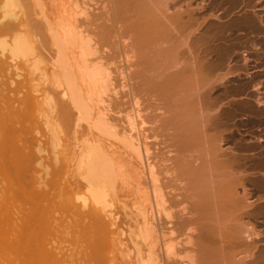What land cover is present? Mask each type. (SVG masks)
Returning <instances> with one entry per match:
<instances>
[{"label":"bare ground","instance_id":"1","mask_svg":"<svg viewBox=\"0 0 264 264\" xmlns=\"http://www.w3.org/2000/svg\"><path fill=\"white\" fill-rule=\"evenodd\" d=\"M181 1L108 0V7H103L108 10L92 16L90 7L80 0H0V264H170L174 259L194 264L197 258L200 264H264L257 230L264 201L258 205L252 196L250 202L244 188L248 179L242 172L246 165L235 156L241 151L236 154L233 147L224 148L238 115L232 98L229 102L233 95L230 81L237 75L231 66L238 50L234 33L241 27L236 29L231 17L237 3L216 0L214 39L203 36L204 44L207 38L215 43H208L211 47L204 52V56L213 55L212 60L201 56L205 45L201 40L193 42L197 36L190 39V33L185 34L192 11L203 7L198 5L200 8L189 12L187 4L188 11L182 10ZM171 2L179 5L175 11ZM129 16L134 17L125 29L132 44L130 53L126 49L130 44L125 45L127 39L119 33L120 23ZM134 58L136 71L126 73L128 66L119 76L128 82L136 79V89L127 81L121 86L114 82L121 89L129 88L133 105L132 114H126L129 130H118L109 117L115 102L109 93L113 98L119 95L112 67L118 59L133 64ZM153 97L168 103L161 102L168 109L161 112L162 120L157 118L160 130L170 143L179 140L187 148L180 149L187 156H180L182 176L177 172L181 154L172 150L171 161L178 170L166 172L187 182L185 197L192 200L190 208L196 211L194 224L199 229L195 256L184 246L178 249L181 243L193 244L182 232L193 218L188 222V218H179V225L174 221L177 231L171 226L165 232L158 225L163 217L170 222L175 219L176 206L174 201L168 202L165 182L163 186L146 143L149 133L146 135L145 127L152 128L157 115H152L151 123L147 119L150 113L147 118L142 113L153 107ZM257 104L263 106L264 102L259 98ZM79 129L84 130L80 139H68V134H77ZM112 140L129 150L137 165L147 171L149 187L135 189L143 198L132 201V225L126 219L128 225H122L115 209L117 202L122 203L116 199L117 192L131 178L134 167ZM181 235L185 236L182 241Z\"/></svg>","mask_w":264,"mask_h":264},{"label":"rangeland","instance_id":"2","mask_svg":"<svg viewBox=\"0 0 264 264\" xmlns=\"http://www.w3.org/2000/svg\"><path fill=\"white\" fill-rule=\"evenodd\" d=\"M89 1V0H88ZM87 0H80V3L81 2H85L86 4H87V6H89L90 8H89V11H91V12H89V14L90 15H92V13H93V15H96L97 13H103V12H106V10H108V9H103V7L104 8H107L108 7V0H95L94 2L92 1H90V2H88ZM193 1V2H192ZM203 1V2H202ZM213 1V2H212ZM235 1V0H234ZM239 1V3L237 2V0L234 2L235 4L237 3V5L239 4V6L237 7V5H234V7L232 8V11L234 12V15L232 16V14H233V12L231 13V17H232V20L235 18V20H233V23L237 26H235L236 27V29H238L239 27H240V25H241V27H243V28H239L234 34H236V35H234L235 36V38H234V42H236L235 44H236V46H238V50H236V52H235V55H233L232 56V61H231V66H232V68L234 69H232L231 68V72H232V70H233V72H234V75H236V76H233L232 78H231V81H230V90H231V88L233 89V90H231V93H233V95H231L230 97H229V102H230V100H231V98H232V100H231V102H232V106L235 108V109H237L238 110V117L236 116V119L237 120H233V127H235V128H233L232 126H230V129H231V135H232V137H231V139L228 141V143H226L227 145H228V147H227V145H226V147L224 146V148H229V149H232V147H233V151L234 152H236V154L238 153V152H242V155H239V154H241V152L240 153H238L237 155H235L236 157L238 156L239 158V160L241 159V162L243 163V166H245L246 168H244L242 165L240 166V168H244V169H246V171H244V169H242V172H245L244 173V178L246 179V181H247V179H248V181L249 180H251V182L249 181V183H248V181H247V183H245V185L244 186H246V184H247V186L249 185V187H244V188H246V189H248V193L250 194V202H251V197H252V200L255 202V203H259L260 204V202L262 203L263 201H264V187H262L263 186V183H264V105L263 106H260L259 104H257V102L259 101V98H260V101L262 100V102H264V0H248V1H246V0H238ZM241 1V2H240ZM251 1V2H250ZM170 2V1H169ZM175 2H176V0H175ZM175 2H174V4H173V2H171V4L173 5H171L173 8L175 7V9H174V11L177 9L176 7L178 6L179 7V5H175ZM183 2V0L181 1V3ZM191 5V6H188L189 4ZM217 1L216 0H195V2H194V0H190V1H188V0H184V2H183V4L181 5L182 6V10H185L186 9V11H188V8L190 9L189 10V12H191L192 10H194L195 9V11H196V6H197V8H200V7H203V8H200L201 9V11H203V12H201L200 10H197V11H199V13L196 11V13H193V11H192V14H194L195 15V17L197 16V17H200L199 19L196 17V19L197 20H195V17H194V15H193V19L191 18L190 20H189V18H188V20H189V22H191V21H193V22H191V23H189L188 21H186V27H185V34L186 33H190V39H192V37H194V36H197V37H194L193 38V42H198V41H200V44L201 45H203L204 44V42L206 41L205 39H204V37H210V38H212L213 37V39H214V33H215V29H214V27L217 25V22H218V19H217V17H215V16H217L218 15V10H217V8L215 9V7L214 6H216V3ZM95 3H96V6H95ZM98 3V4H97ZM199 3H202V4H207L206 5V7L204 8V6L205 5H201V4H199ZM209 3V4H208ZM242 3V4H241ZM185 4H187V7H185ZM213 4H215V5H213ZM241 4V5H240ZM198 5H200V7L198 6ZM172 7H170V8H172ZM232 7V6H231ZM237 7V8H236ZM172 8V9H173ZM191 8H193L192 10H191ZM206 8H208L207 10H206ZM93 9V10H92ZM172 9H170L172 12H173V10ZM212 9V10H211ZM209 10V11H208ZM94 11V12H93ZM103 11V12H102ZM170 11V12H171ZM194 11V12H195ZM215 12H217V13H215ZM96 13V14H95ZM198 13V14H197ZM209 13V14H208ZM213 13H215V14H213ZM197 14V15H196ZM200 14V15H199ZM92 15V16H93ZM210 15H212V16H210ZM82 17V16H81ZM81 17H79L78 19H79V21L81 22V20H82V18ZM215 17V18H214ZM234 17V18H233ZM204 19V21L205 22H203V20L202 19ZM249 18V19H248ZM133 19H134V17L133 16H129V17H126V19H125V22H121V23H123V24H121L120 23V27H121V29L120 30H123L122 32L119 30V33H121L122 34V37H124V39H127L126 41H125V45H129V47H126V49H128L127 51L130 53V51H131V47H132V44H131V41H130V39H129V36H128V32H126L125 31V29H126V27L128 26V25H130L131 24V22L133 21ZM185 19H187V17H185ZM238 19V20H237ZM250 19H251V22H250ZM200 20V21H199ZM201 20H202V22H201ZM239 20H240V22H239ZM244 20H246V21H244ZM194 21H198L199 23H197V22H195L194 23ZM235 21H237V22H235ZM242 21H244V22H242ZM247 21H249V22H247ZM253 21V22H252ZM188 22V23H187ZM216 22V24H214ZM247 22V23H246ZM254 22H256V23H254ZM194 23V25L196 26V28H195V26L194 25H191V24H193ZM203 25H201V24ZM204 23V24H203ZM240 23H242V24H240ZM244 23H246V24H244ZM187 24H190L189 26L191 27V28H189L188 29V25ZM198 24H199V26L201 25V27H199L198 26ZM209 24H211L210 26H209ZM237 24H239V25H237ZM247 24L249 25L248 27H247ZM250 24H252V25H250ZM256 26H255V25ZM257 24H258V26H257ZM246 25V26H245ZM212 26V27H211ZM209 27H211V28H209ZM258 27V28H257ZM194 28H195V30H194ZM198 28H199V30H198ZM246 28V29H245ZM251 28V29H250ZM253 28V29H252ZM193 29V30H192ZM210 29V30H209ZM189 30H190V32H189ZM192 30V31H191ZM246 30V31H245ZM253 30V31H252ZM205 31H206V34H205ZM207 31H208V33H207ZM249 31V32H248ZM252 31V32H251ZM125 32V33H124ZM200 33V37L198 38V36H199V33ZM212 32V33H211ZM193 33H195V35L193 34ZM197 33V34H196ZM201 33H202V35H201ZM210 33V34H209ZM191 34H193V36L191 35ZM262 34V35H261ZM124 35V36H123ZM204 36V37H203ZM212 36V37H211ZM201 37L203 38V39H201ZM198 38V39H197ZM195 39V40H194ZM237 39V40H236ZM198 40V41H197ZM202 40H204V41H202ZM211 39H208L207 38V43H205L204 45H205V47H204V45H203V47L205 48V50H204V48H202V47H200V49H201V52L200 53H203L201 56H203V57H205V59L208 57V58H212V60L214 59L213 58V55H209V53H205V55L206 56H204V52H207L206 51V48H207V50H208V48L209 47H211V46H215V43H214V41L212 40V41H210ZM209 41V42H208ZM208 43H209V45H211V46H209L208 47ZM212 43L214 44V45H212ZM248 43H251V45L250 44H248ZM253 43V44H252ZM200 44H198V45H200ZM207 44V45H206ZM127 45V46H128ZM250 45V46H249ZM246 46V47H245ZM240 47V48H239ZM107 49H105L104 48V50H102V54L103 55H106L107 53V51H108V47H106ZM105 50H107V51H105ZM204 50V51H203ZM103 51H105V52H103ZM130 55H132V54H130ZM234 57V58H233ZM245 60V61H244ZM246 60H248V61H246ZM131 62H133V64L131 65V64H126V63H124V62H121V60H117V62L115 61V65L112 67V70L114 71V79H113V83L114 82H116L117 83V85L118 86H121V84L123 85V84H125L126 83V81H127V83H130V85L132 84V86L136 89V79H133V80H131V82H128V80L127 79H121V77L120 76H122V75H120L119 76V74H121L120 72L121 71H123V70H125L124 68H127L128 66H130L131 68L130 69H127L129 72H126V73H134V71H136V58H134ZM244 62H246L247 64L244 66L243 64H245ZM124 63V64H123ZM235 64V65H234ZM237 65V66H236ZM116 66H118V67H116ZM234 66V67H233ZM246 67V68H244V67ZM123 67V68H122ZM235 68H236V70H235ZM116 69V70H115ZM118 71V72H117ZM215 73V74H214ZM213 74H214V76L215 75H217L216 74V72H214ZM218 73V72H217ZM118 77V78H117ZM133 78V77H132ZM118 79V80H117ZM116 83H114L115 85H116ZM248 84V85H247ZM116 85V88H117V90L119 91V95L118 96H115L114 95V98H113V93H109V97L110 98H112V99H114V103H113V107H112V112L111 113H109V117H111V119L113 120V122H115V124L116 125H118V130H121V129H123V128H126L125 130H129V128H128V126H127V124H128V122H126L127 120V118H126V114H132V110H133V108H132V101H131V97L130 96H128V94H129V88L128 87H126L125 89H121L120 87H118ZM135 85V86H134ZM247 87V89H245ZM133 88V89H134ZM257 88H259L258 90H255V89H257ZM120 89V90H119ZM134 89V90H135ZM254 90V91H253ZM128 93V94H127ZM134 93H136V90L134 91ZM149 95H153V93H148ZM175 95H177V92L174 94V96ZM147 96V95H146ZM120 98V99H119ZM117 99V100H116ZM130 100V101H129ZM142 100H147V98L145 97L144 99H142ZM258 100V101H257ZM224 101H226V100H224ZM151 102V103H150ZM150 105H152L153 107H151V106H148L149 108H148V110L146 111L147 113H145V110L147 109L146 108V106L145 107H143V108H146V109H144L142 112V114H143V117H144V115H145V117L144 118H147L148 117V115L147 114H149V117L147 118V119H149V122H151L152 123V121H153V119H155L156 118V120H154L153 121V123L155 122V125L154 124H152V125H154V126H152L151 125V123H149L150 125H151V127L152 128H149L148 126H146L145 127V129H147V134L146 135H148V133H149V135H148V140H146V143L148 144V146H149V148H150V153H151V156H150V161H151V163L152 164H154L155 165V167L157 168V170H156V172L158 173V174H161V180H164V181H162L163 183H162V185L163 186H165L164 187V192L166 193V194H168L167 195V197H168V202L169 201H174V207H175V219L174 220H172V222H170L171 220H167V219H165L164 217L162 218V221H159V220H161V218L159 219H157V221H159V222H161V223H163V224H161V223H159L158 222V225H159V227H163L164 228V230H165V232H167V231H169L170 230V228H171V226H174L173 227V229H175V231H177L176 230V228H175V224L177 225V222L175 223L174 221H178V219L180 218H183V219H186V218H188L187 219V222H188V220H190V219H192V220H190L188 223H187V226L186 227H184L183 229H182V232L183 233H185L186 232V234L187 235H189L191 238H192V241H193V244L192 245H183L182 243H181V245L179 244V246H178V249H181L182 247L181 246H184L185 247V249L188 251V252H192L191 254H193L194 256L196 255V253H195V251H197V249H198V239H199V229H198V227H197V225L196 224H194L195 223V215L196 214H193V213H196V211L195 212H193V208H190L191 207V202H192V200L190 201V198H187V197H185L187 194L185 193V192H187V182H185V179H182V180H184V181H182L180 178H178L177 176V174H174V175H176L175 177H177L178 178V180H176V178L174 177V175H173V177L174 178H172V176L170 175H168V171L170 170V168H171V172H174L173 170L174 169H176L177 168V166H178V168H179V170L178 169H176V171L178 172V174L179 173H181L182 174V166L181 167H179V163H180V165H181V160H182V157L184 158L185 156V149L184 150H180L181 148L183 149V145L184 144H182V143H179V142H182V141H176L175 143H170V139L168 138V136L165 134V132H164V130H160V128H161V125H160V128L158 127V125H159V123L158 122H156V121H158V119L160 118V116H161V118H162V115L163 114H161V112L163 111V110H167L168 108L167 107H165V106H163V103L161 104V102H164V101H159V100H156V97H153L151 100H150ZM147 103V102H146ZM165 103V105L167 104L168 105V103H166V102H164ZM231 104V103H230ZM115 105V106H114ZM250 105V106H249ZM151 108V109H150ZM167 108V109H166ZM243 110H242V109ZM249 108V109H248ZM254 108V109H253ZM150 109V110H149ZM245 109V110H244ZM245 111V112H244ZM119 112V113H118ZM121 112V113H120ZM153 112V113H152ZM240 113V114H239ZM157 115L156 117H154L153 119L151 118L152 117V115ZM163 117H165L164 115H163ZM158 118V119H157ZM160 118V119H161ZM146 119V120H147ZM152 119V120H151ZM164 119V118H163ZM162 120V119H161ZM148 121V120H147ZM160 121V120H159ZM253 122V123H252ZM160 123H162V121L160 122ZM238 123V124H237ZM239 126V127H238ZM154 127V128H153ZM254 127V128H253ZM159 128V129H158ZM233 128V129H232ZM151 129H153V130H151ZM158 129V130H157ZM79 130H80V133H79ZM78 130V133L77 134H68V139H72V141H75V139L74 138H76V139H80L81 138V136H82V132H84V130L82 129H79ZM153 131H155V132H153ZM158 132L160 133V132H162V133H160V134H158ZM233 132L235 133V135L233 134ZM133 135H135V133H136V131H134V132H131ZM151 133V134H150ZM153 133H154V135H153ZM165 135H164V134ZM153 135V136H152ZM70 136V137H69ZM74 138H73V137ZM155 136V137H154ZM166 136H167V138H166ZM78 137V138H77ZM157 137H158V139H157ZM162 137H164L163 139H162ZM161 138V139H160ZM233 138V139H232ZM235 138V139H234ZM162 140H164V141H162ZM167 140V142L168 143H166L165 141ZM232 140H233V142H235L234 143V145H233V143H232ZM236 140H238L237 142H236ZM240 140V141H239ZM162 141V142H161ZM243 141V142H242ZM112 142L115 144V146L116 147H114L115 149H117V151L119 152V153H121L122 154V156L124 157V159H127V160H129V161H131L130 163L132 164V166L135 168V170L137 169V171H138V173H137V171L135 172V170H134V168L133 169H131V170H133L132 172H131V174H133V175H131L130 174V176H131V178H129V180H128V182L126 183V185L124 184L123 185V190L121 189V192H117V195H116V199H121L120 201L122 202L121 204H119L118 202H117V204H116V206L118 205V207L115 209V212L118 214V216L121 218H118L119 219V221H120V223L122 224V223H124V224H122V225H125L126 223V220H127V223L129 224V225H132L133 224V221H134V214L131 216V214H132V211L134 212V210H131L132 208V203L135 201V202H141L142 201V196H143V194H142V192L140 193V192H137L136 190L137 189H143V188H148L149 186H148V178H147V180H146V176H147V171L144 169V170H142V168L140 167V166H138L137 165V163H136V158H135V156H133V154L129 151V150H127L122 144H120V143H117V141H115V140H112ZM242 144H240V143ZM255 142V143H254ZM232 143V144H231ZM236 143H237V145H236ZM260 144V146H259V144ZM106 144H109V142H106ZM166 144V145H165ZM174 144V145H173ZM179 144H180V146H181V144H182V147H180L179 146ZM229 144H231V145H229ZM243 144H244V146H245V148H244V146H243ZM253 144V145H252ZM258 145V146H255V145ZM122 145V146H121ZM250 145H252V147L253 146H255V147H253V148H251V146ZM239 146H241L242 148H240ZM250 146V147H249ZM180 147V148H179ZM119 148V149H118ZM184 148H186V147H184ZM236 150H235V149ZM250 148V149H249ZM187 149V148H186ZM240 149V150H239ZM242 149H244L243 151H242ZM171 150H172V153L173 154H181V155H178L179 157L180 156H182V153L184 154L182 157H180L179 158V162H178V165H177V163H176V165H174V162H172L171 161V159L173 158L172 157V153H170L171 152ZM238 150V151H237ZM185 151V152H184ZM182 152V153H181ZM250 152V153H249ZM130 153L131 154V159H130V157L128 156V154ZM244 153V154H243ZM245 153H246V155H248V156H246L245 155ZM248 153V154H247ZM256 153V154H255ZM259 153V154H258ZM189 154V153H188ZM187 154V155H188ZM241 156V157H240ZM244 156H246V158H247V160H246V158L244 157ZM244 157V158H243ZM248 157H251V158H249V159H251V160H249L248 161ZM254 157V158H253ZM135 158V159H134ZM187 158V156L185 157V159ZM243 158V159H242ZM184 159V160H185ZM253 159L255 160V161H253ZM242 160H245V161H242ZM257 160V161H256ZM263 160V161H262ZM246 161H248L249 163H247ZM261 162V164H260V162ZM133 162V163H132ZM252 162V163H251ZM255 162V163H254ZM185 163H186V161H185ZM242 163H240V164H242ZM244 163H246V164H244ZM256 163H257V165H256ZM255 166H254V165ZM261 166H263L262 168L261 167H259L260 165ZM263 164V165H262ZM173 166V168H172V166ZM183 165V164H182ZM247 165L249 166V167H247ZM253 165V167H251ZM184 166V165H183ZM138 167H139V169H138ZM185 167V166H184ZM183 167V168H184ZM180 168H181V171H180ZM250 168L252 169V170H250ZM256 169V170H255ZM249 170V171H248ZM143 171V172H142ZM167 171V172H166ZM169 171V173H171ZM180 171V172H179ZM241 171V170H240ZM250 172V173H249ZM165 173H167V174H165ZM175 173V172H174ZM250 175H249V174ZM74 174L76 175V172H74ZM137 174H138V176H137ZM165 174V175H164ZM180 175V174H179ZM134 176V177H133ZM166 176V177H165ZM180 176H182V175H180ZM246 176V177H245ZM250 176V179L248 178V177ZM143 177V178H142ZM163 177H165V178H163ZM171 180H170V179ZM182 178V177H181ZM260 178V179H259ZM143 179V180H142ZM253 179H255V180H253ZM261 180V182L259 181V180ZM135 180V181H134ZM170 180V181H169ZM178 181V182H176V181ZM181 180V181H180ZM175 181V182H174ZM181 183H180V182ZM164 182H165V185H164ZM167 182V183H166ZM128 183H131L132 185H133V187L131 186V184H129V186L127 185ZM177 183V184H176ZM260 183H262V184H260ZM139 184L141 185V186H139ZM251 184H253V185H251ZM147 185V186H146ZM168 185V186H167ZM258 185V186H257ZM127 186V187H126ZM171 186V187H170ZM260 186V187H259ZM131 187V188H130ZM259 187V188H258ZM172 188H175L174 189V191L176 190V192H172ZM258 188V189H257ZM136 189V190H135ZM167 189V190H166ZM255 189V190H254ZM241 190H243V188L241 187L240 188V192H241ZM251 190V191H250ZM253 190V191H252ZM257 190V191H256ZM199 190H197L196 192H198ZM257 192V194H256V192ZM259 191H262V192H260L259 193ZM243 192H244V190H243ZM243 192H241V194L243 193ZM251 192H253L252 194H251ZM255 192V193H254ZM119 193V194H118ZM253 194H256V195H253ZM260 196H259V195ZM119 197V198H118ZM254 198V199H253ZM259 198V199H258ZM261 199V200H260ZM139 200V201H138ZM256 200V201H255ZM260 200V201H259ZM133 201V202H132ZM252 201V203L254 204V202ZM258 201V202H257ZM264 203V202H263ZM257 204H254V205H257ZM258 204V205H259ZM186 208V211H184V212H182V211H180V210H182L183 208ZM188 209H190V210H188ZM191 209H192V212H191ZM188 210V211H187ZM177 211V212H176ZM179 211H180V214H179ZM190 211V212H189ZM131 212V213H130ZM189 213V214H188ZM185 214V215H184ZM178 215V216H177ZM262 216V215H261ZM259 217L260 219H259V221L261 222H259L260 224H258V229L257 230H260V234H261V238H262V240H261V242L259 243V245L262 247V249H264V215L262 216V217ZM132 218V219H131ZM177 218V219H176ZM262 218V219H261ZM126 219V220H125ZM179 219V220H180ZM132 220V221H131ZM118 221V222H119ZM181 221H182V219H181ZM196 221H197V219H196ZM169 224H168V223ZM128 224H126V225H128ZM180 224V221H178V225ZM125 225V226H126ZM177 225V226H178ZM125 226H123V227H125ZM176 226V227H177ZM261 227V228H260ZM192 228V230H189V229H191ZM190 231H193V232H190ZM182 233V234H183ZM179 233H177V235H178ZM263 234V235H262ZM180 235V234H179ZM185 235V234H184ZM180 236L181 238V240L180 241H182L183 239H185V236L187 237V235H185V236ZM175 237H177V236H175ZM123 239V241H126V239L127 238H125L124 239V237L122 238ZM127 242V241H126ZM262 244V245H261ZM125 245H127V243L125 244ZM128 246V245H127ZM187 246V247H186ZM117 257V256H116ZM119 258V260H120V257L118 256L117 257V259ZM119 260H117V261H119ZM175 261H171V262H173V264H191V262H187L186 260L187 259H185V260H180V259H174ZM178 262H177V261ZM197 261H195V263L194 264H200V261H199V259L197 258L196 259ZM170 262V264H172ZM118 264H125V263H123V262H121V261H119L118 262Z\"/></svg>","mask_w":264,"mask_h":264}]
</instances>
